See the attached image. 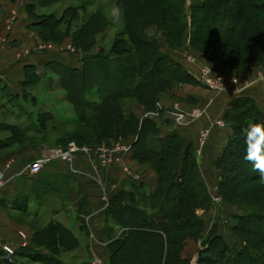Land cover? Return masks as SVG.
Instances as JSON below:
<instances>
[{"label":"trees","instance_id":"1","mask_svg":"<svg viewBox=\"0 0 264 264\" xmlns=\"http://www.w3.org/2000/svg\"><path fill=\"white\" fill-rule=\"evenodd\" d=\"M50 1L64 5L61 17H55L54 13L36 12L38 7H43ZM213 1L216 5H210L211 3L199 5V10L206 11L208 7L207 9L210 10H207L209 13L206 14L212 15L213 11L220 10L219 4L227 6L232 0ZM242 1L246 7L240 11H237L236 3L231 4L226 11L221 8V18L219 17L218 22L219 38L215 42L217 57L226 53L225 45L234 38V28L239 22L245 27L255 26V30L254 28L252 30L261 36L256 26V23L259 25L258 20L254 24L251 17L244 16L243 11L250 10L253 14L264 6V2ZM184 2V0H124L123 27L115 33L107 52H102L99 48L93 55L84 57L78 68L67 67L56 61L43 64V68L59 76L67 70L72 78H77L75 82L72 78L59 80L60 87L66 91L63 99L71 104L75 113L74 118L60 122L61 125L75 128L77 124L91 121V130L88 132H91L93 144L102 142L110 145L118 138L133 134L135 138L130 147L131 158L138 163L149 165L156 172L154 187L149 188L143 181L128 178L109 196L102 210L100 227L107 252L103 264H126L123 261L127 249H130L129 246L135 250L137 246L143 245V242L149 243L156 251L154 264H157L159 252L166 253L168 248L170 251L165 263L188 264V259L182 255V251L187 243L196 240L201 229V219L194 210L203 207L209 201V197L191 143L176 134L160 136L158 126L152 119L142 118L139 121L132 115H126L119 104L121 97L127 96L147 108L153 107L156 94L167 88V86H159V82L163 83L161 75H167L171 77V81L176 82L192 84L196 81L183 66L158 50L157 44L142 32L144 28L142 21L141 25L136 23V20L142 19L146 11H149L154 16V21L160 22L162 26L168 21L173 22L172 25L168 24L169 30L163 32L166 45L171 47V42L183 34L185 17L191 24L193 22L192 8L197 4L193 2V6H188L186 12L183 9ZM88 3L86 0H27L23 7L31 20L29 27L40 35L50 29L55 30L61 21H68L66 24L72 22L76 18L75 12L83 9ZM204 17L203 15L199 17L201 24ZM107 25L108 21L100 11L90 13L72 33V44L80 49H87ZM200 27L201 25L199 27L196 25L194 29L192 37L194 41H199ZM190 42L189 38L188 43ZM174 43L177 45L178 41ZM245 53L254 56L255 63L263 60L262 56H257V53H252L251 50ZM230 58L234 59L228 57L229 60ZM38 73L34 64L25 65L23 78L19 83L20 89L27 85H36L40 79ZM169 84L163 83V85ZM4 88L0 83V104L8 106L7 109L13 108L14 105L19 107L16 104L17 99L25 101L23 92L12 96L5 92ZM3 97L7 98L5 100L7 102L1 101ZM49 112L47 113L50 115ZM229 113H233V118L229 117L230 120L227 118ZM41 114L36 113L35 117L38 127L33 126L34 121L30 120L29 115H27V127H22L21 131L11 125L6 127L13 134L27 132V145H33L38 141L40 146H64L68 140H71L70 138H74L77 144H90L84 141L89 136L88 132H77L76 128H73L69 131L63 129L58 133L54 126L50 125L48 128L42 123ZM226 118L229 120L230 135L214 165L220 170L218 192L231 202L232 193L238 183L237 179L244 180L250 175L251 178L242 183L255 181L251 171L242 177L239 176L240 169L249 164L244 159L247 145L242 129L261 119L253 101L242 95L232 97L223 112V119ZM51 135L55 137L51 138ZM12 140L10 138V141ZM21 210L24 211L25 208ZM261 213L263 212H259V215L253 219H264ZM77 219L80 234L87 236L82 218ZM202 242L199 253L203 252L206 259L211 258L213 253L223 258L229 255L228 247L218 235L211 234ZM251 246L256 249L255 244L252 243ZM80 247L81 241L69 228L58 220L48 219L43 227L33 229L27 246L14 249L10 260L16 264V257H23L40 264H69L61 257L64 253ZM234 257L239 261L238 264H256L255 257L245 250L237 251ZM224 260L217 262L223 264ZM0 264H3L1 260Z\"/></svg>","mask_w":264,"mask_h":264},{"label":"rangeland","instance_id":"2","mask_svg":"<svg viewBox=\"0 0 264 264\" xmlns=\"http://www.w3.org/2000/svg\"><path fill=\"white\" fill-rule=\"evenodd\" d=\"M86 1L87 3L89 2L88 5H86L83 9H79L75 12L76 20L74 19L72 22H70L71 24L70 23L66 24V22L68 21L66 22L61 21L57 25V28L55 30L50 29L44 33H41L40 35H38L35 32V30L32 29L35 32L36 36L38 37V43H39L38 46H42V48H39L36 51H45V52H49L50 54L48 55L49 59L48 57L45 56L48 59L45 62L56 61L67 67L78 68L80 67L81 60L84 57L93 55L99 50V48L102 50V52L108 51L109 49L108 47L113 37L115 36V33L117 31L122 30L123 27L122 19L124 17L123 16L124 0H86ZM184 1L185 2L183 9L186 12L188 6L190 7L193 4V2L196 3L197 5L194 6V8H192L193 10L192 24L190 23L189 19L185 17L183 34L181 37L176 38L173 41V42L178 41L177 45L171 42L172 46L168 47L164 41L165 37L163 32H167L169 30L168 24L172 25L173 22L170 23V21H168V23L166 22L165 25L162 26L160 22L157 23L154 21V16L151 13H149V11H146L142 19L136 20V23L137 25H141L140 22L141 21L143 22L144 28L142 32L147 37L152 39L153 43L157 44L158 50L160 52H162L167 57H170L172 61L178 62L183 67L187 65L186 67L189 69L188 71L190 73L192 72V74L195 77L197 78L207 77L209 81H211L214 87V90L211 92H209L198 81L192 83L194 85L201 86L202 88L208 91V92L206 91V93L204 94V97H206L205 101L203 103H198V104L193 103L194 105L191 106L190 109H188V111L184 112L180 110L181 114H184L194 109L203 108L207 100L211 98L210 103L204 108L203 113L199 116V117H204L214 97L220 94L222 95L230 94L233 95V97L238 95L246 96L243 87H245L247 84L243 85L244 83L243 84L241 83V80L244 78V75L249 72H254L253 81H257L258 80L257 77L264 70V41H263L264 6L261 9H258L255 12H253V14L251 13L250 10L243 11V14H245L244 16L251 17V21L253 20L254 24L255 21L258 20L259 25H257L256 23V26H257V31L261 34V36L255 34L254 31L252 30V28H254L255 30V26L245 27L242 23L239 22L238 24H236V27L234 28L235 29V32L233 33L234 38L231 39V42H229V44L225 45L226 53H224L223 55H218L217 57L216 54L217 51L215 50V46H216L215 42L219 38L218 32L220 31L218 28V22H219V17L221 18L220 15V13H222L221 8L224 11H226L231 4L233 5L236 3L238 6L237 11H240L243 7H246L245 3L242 0H232L230 4H228L227 6L219 4L220 10H218L217 12L213 11V14L211 15V14H206L210 10L207 9L208 7L206 8V11H202L199 10L198 6L203 4L207 5L210 3H211L210 5H216V3H214L213 0H184ZM262 1L264 2V0ZM26 2L27 0L24 1L23 4ZM64 8L65 7L63 4L56 3L55 1H50L47 2V5L43 7H38L36 9V12L38 13L42 12L44 14L54 13L55 17L58 16L61 17V13ZM95 10L100 11L106 17L108 21V25L104 27L102 33L98 35V37L94 38L93 43L87 49H80L78 46L72 44L71 35L72 33L75 32L77 26L78 25L80 26L82 21L85 20L90 13L96 12ZM127 11H129V9ZM214 12L218 13V15L215 14ZM201 15L205 16L204 19H202L203 20L202 24L200 23L201 19L199 18L201 17ZM184 21L182 20V22ZM196 25L197 27L201 25V27L198 28L200 29L199 41L196 40L194 41L192 38ZM189 38L191 39L190 43H188ZM250 50L252 51V53H257V56H262L263 60L255 63L254 56L247 55L248 53H245V52H249ZM228 57H233L234 59L230 58L229 60ZM43 64L41 65L42 67L39 68L37 67V71L39 72L38 77H40V79L36 85L34 86L27 85L25 87H22L21 89L19 87V93L22 92L24 93L25 101L22 99H17L18 101H16V104L17 106L22 108V111H25L24 113L20 111L19 107H16L14 105L13 111H15V114H13V116L10 115L8 117L5 114V112H3L5 109H7V106L3 103L0 104V107L5 108L4 110L3 108L0 109V126H1L0 138L1 140L3 139L6 142H10V138H12L13 140H15L16 143L15 147L21 145L23 141L28 143L27 132L24 134L21 133L13 134L6 127V125L14 126L15 129L21 131L22 127L24 126L27 127V115H29L31 121H34V124L32 123L34 127H38L39 125L35 119L36 113H42L40 117V119L43 121L42 123L46 125L48 128L50 125L54 126V129H57L58 133H61L63 129H67V131H69L74 128V126L60 124V122L61 123L66 122L64 120L71 119V117L75 115L71 104L63 99L64 93L66 91L62 89L59 85V80H63L66 78L71 79L72 75L71 73H68V71L66 70L63 74H61V76H59L49 71L48 69L43 68ZM168 65L169 64H166V66ZM161 77H162L161 78L162 82L164 84H169L170 82L171 83L169 85H163V83L159 82V86L161 85L167 86V88L160 90L158 93L166 92L171 88L177 87L182 84H191V83L171 81V77H168L167 75H161ZM76 79L77 78L74 77L72 78V81L75 82ZM237 89L240 90L235 92V90ZM249 98L252 100L251 97ZM156 103H157V99L153 107L147 108L144 105H141V103L137 102L134 98L127 96L121 97L119 102L120 106L123 109V112L126 115H132V117L136 118L139 121L142 118H147V119L149 118L152 119L153 121L154 119H158L159 127L167 128L170 126V122L167 119L159 118L163 113V106L157 105ZM228 103L226 104V106L228 105ZM253 103L255 104L254 101ZM226 106L223 108V112ZM255 106L257 107L256 104ZM176 109L179 110L176 106V108H173V111ZM257 109L259 110V115H260V109L258 107ZM47 112H49L50 115ZM223 112L220 118L212 120V122L209 123L207 126L198 128L195 131L194 138H195L196 146L195 148H193L195 149L193 150L195 157L201 155L202 147L205 144L204 141L203 144L201 145L202 147L198 145L199 129L208 128L207 137L210 134L212 127L214 126H216L217 128H227L228 130H230L229 117L232 116L233 118V113L231 114L229 113V115L227 116L229 120L227 118L224 120ZM172 114H173L171 116L172 125L177 127L184 126L190 121L196 119L195 118L192 120H188L186 117V119H182L179 121L176 119L177 116L174 115V113ZM91 126H92V122L90 121L85 123L82 122L80 125L77 124L75 128L77 132L81 131L83 133V132H88V130H91ZM88 133L89 136L84 141L90 144H84V145H88L91 147H94L96 145L112 146L114 142L122 141L123 144H128L130 150L131 143L134 141L135 138L133 134H129L124 138L116 139L110 145L108 144L105 145L102 142L98 144H93L94 142H92L93 137L91 135V132ZM16 135H18L17 138ZM52 137L55 136L51 135V138ZM70 139L71 141H75L74 138H70ZM33 145L32 147L36 148L37 150L40 147V143L38 141H35V144ZM222 148L220 149V153ZM198 149L200 150L197 153ZM30 159L32 160L33 157H30ZM216 159L217 158H215V160ZM214 161H213V165H214ZM138 164L148 167L152 172L155 173L156 176V172L153 171L149 165L141 164V163ZM104 166H98V167H104ZM217 169L219 170V168ZM240 171H241L239 175L240 177L251 171L252 176L255 177L254 179L255 181L242 183L248 178L250 179L251 178L250 175H248L247 179L244 180L237 179L236 182L238 183L236 185L235 191L232 193V197H233V198L231 197L232 201L228 202L218 192V180L220 178V170L217 179H215L214 176H212L211 178H207L204 175V177H202L199 169V173L202 178L203 184L205 186L207 195L209 197V201L206 202L203 207H198L194 210L195 214L201 219V229L197 234L196 240L189 244L187 243L182 251V255L188 259L187 260L188 264H222L221 262H217L218 260L221 259H225L223 264H238L239 261L235 259L234 253L240 250H245L251 255H253L256 259V264H264V219L261 220L253 219L255 216L259 215V212H263L261 214L262 216H264V184L260 182L259 173L253 170V165L251 163L247 164L245 167H242ZM124 173L129 177L136 176L137 178H132V179H136L139 181L143 180V178L147 176L146 174L144 175L143 171L141 172V170H138L133 166L131 167L126 166ZM197 187L200 189L199 185H197ZM81 210H82V206L80 208V212H82L81 215H83L85 212ZM43 217L46 218V216L43 215L40 217L41 218L40 221H35L34 216L28 218L27 216L22 215L21 219L23 220V218H26L27 224L29 226V230L27 231V227H26L25 229H17L15 231L17 243L16 245L11 244L14 249L27 246L30 243V238L32 236L33 229L35 228L39 229L46 224L47 219L45 218L42 219ZM247 218L248 220H246ZM18 232L23 233L24 236L20 237L18 235ZM211 234L220 236L223 242L225 243V245L228 247L229 255H227V257L223 258L219 254L216 255V253H213L214 255L211 258L206 259L207 257L203 255L204 254L203 252L199 253V249L203 245L202 242L203 239ZM1 243H6V242L0 241V245ZM252 243L255 244L256 247L255 250L251 246ZM129 247L130 249H127L123 262H125L126 264H154L156 251L149 243L143 242V245L137 246V249L135 250L131 248L132 246ZM103 248L104 246H101V248L98 249L93 247L94 251L92 252L95 253L97 256H99L101 261L100 264H103L100 253V250ZM89 249L90 248H88L87 242L81 241L80 248L72 252L64 253V256H62L61 258L64 261L68 262L69 264H91V260H90L91 254ZM169 251L170 250L168 248L166 253H164V251L163 253L162 251L161 253L159 252L157 264H164L166 262V259L169 256ZM0 258H1V251H0ZM15 260H16L15 261L16 264H40L39 262H35L23 257H16Z\"/></svg>","mask_w":264,"mask_h":264},{"label":"crops","instance_id":"3","mask_svg":"<svg viewBox=\"0 0 264 264\" xmlns=\"http://www.w3.org/2000/svg\"><path fill=\"white\" fill-rule=\"evenodd\" d=\"M23 6V2L19 0H0V83L5 87L4 91L12 96L19 94L23 67L29 64H34L38 68L42 67L41 65L49 59L48 55H50L49 52L36 51L42 46H38V37L29 27L31 20L27 17ZM253 77L254 72H249L244 75L241 83L247 84L243 90L246 96L251 97L255 102L260 109V118L264 119V79L253 81ZM206 91L198 85L182 84L166 92L158 93L156 104L163 106V113L159 118L170 122L167 128L159 127V120L154 119L159 135L182 136L195 148V131L207 126L212 120L220 118L223 108L233 95L220 94L214 97L204 117L196 118L184 126L172 125L171 116L176 106L185 112L194 104L203 103ZM6 99L3 97L1 101L7 102ZM3 112L8 117L15 114L12 107ZM229 135L230 130L227 128L212 127L205 144L201 146V155L196 156L202 177L214 176L217 179L219 170L214 167L213 161L219 156L220 149ZM15 144V140L0 142V177H10V180L0 188V241L8 244L16 245L15 231L17 229L27 227V231L29 230L26 218L21 219L22 215L28 218L34 216L35 221H40V217L45 215L46 218L42 219L60 221L79 240L87 242L92 254L93 247L98 249L104 246L100 229L102 224L101 188L97 180H103L109 187L112 186L111 195L119 186H122L125 179L131 178L124 172L126 166H133L147 175L141 181L145 182L149 188L154 187L156 182L154 172L131 159V151L119 155L118 159L112 160L104 167H92L83 158H77L73 162V167L77 170L74 173L69 172L64 164L53 161L44 165L33 177L15 174L21 165L31 160L30 157L34 158L37 155L42 146L37 150L24 141L18 147H15ZM81 206L85 212L83 215L80 212ZM77 218H82L87 238L80 234ZM89 234H92V238ZM100 253L104 261L107 257L105 248L101 249Z\"/></svg>","mask_w":264,"mask_h":264},{"label":"built area","instance_id":"4","mask_svg":"<svg viewBox=\"0 0 264 264\" xmlns=\"http://www.w3.org/2000/svg\"><path fill=\"white\" fill-rule=\"evenodd\" d=\"M19 1L24 2V0H19ZM186 66L184 68L188 71L189 69ZM190 74L194 77L196 81L201 83L209 92L214 90L211 81H209L207 77L197 78L192 74V72ZM263 78H264V70L260 73L257 79L260 80ZM239 90L240 89H237L235 90V92ZM210 101L211 98L207 100L203 108L194 109L188 113L181 114V111L177 109L174 110L173 113L174 115L177 116L176 119L179 121L182 119H186V117L188 120H192L199 117L203 113L204 108L210 103ZM207 133H208V128L199 129L198 131L199 146H201L205 141L207 137ZM199 150L200 149H198L197 153L199 152ZM129 151L130 150L128 144H123L122 141H116L112 146L96 145L94 147L84 144H76L74 141L71 140L67 141L64 146L42 145L37 155L26 164L21 165L19 169L15 172V174L33 177L41 171L44 165L51 163L53 161L64 164L69 172L74 173L77 170L73 167V162L77 158L80 159L83 158L88 163H90L92 167L104 166L109 164L112 160L118 159L119 155L127 153ZM131 178H137V177L131 176ZM9 180L10 177L8 178L0 177V188L3 187L4 184ZM97 182L101 188L100 201H101V210H103L107 204V200L110 196L112 186L109 187L107 183H105L103 180L100 179H98ZM18 235L20 237L24 236L23 233L21 232H18ZM89 237L92 238V234H89ZM0 251H1V257H5L10 260V256L12 255L14 248L11 244L1 243ZM90 260H91V264L101 263L99 256H97L94 253L90 255Z\"/></svg>","mask_w":264,"mask_h":264},{"label":"clouds","instance_id":"5","mask_svg":"<svg viewBox=\"0 0 264 264\" xmlns=\"http://www.w3.org/2000/svg\"><path fill=\"white\" fill-rule=\"evenodd\" d=\"M242 132L247 145L244 159L253 165L264 184V119L250 123Z\"/></svg>","mask_w":264,"mask_h":264},{"label":"water","instance_id":"6","mask_svg":"<svg viewBox=\"0 0 264 264\" xmlns=\"http://www.w3.org/2000/svg\"><path fill=\"white\" fill-rule=\"evenodd\" d=\"M0 260H1V262H2L3 264H13V263L11 262V260H9V259H7V258H5V257H1Z\"/></svg>","mask_w":264,"mask_h":264}]
</instances>
